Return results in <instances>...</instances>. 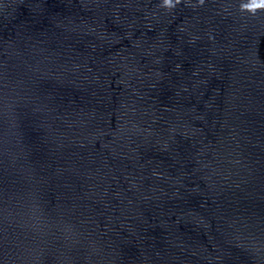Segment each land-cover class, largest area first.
Instances as JSON below:
<instances>
[{
  "label": "water",
  "instance_id": "obj_1",
  "mask_svg": "<svg viewBox=\"0 0 264 264\" xmlns=\"http://www.w3.org/2000/svg\"><path fill=\"white\" fill-rule=\"evenodd\" d=\"M0 264H264V0H0Z\"/></svg>",
  "mask_w": 264,
  "mask_h": 264
},
{
  "label": "clouds",
  "instance_id": "obj_2",
  "mask_svg": "<svg viewBox=\"0 0 264 264\" xmlns=\"http://www.w3.org/2000/svg\"><path fill=\"white\" fill-rule=\"evenodd\" d=\"M165 4H169V0H164Z\"/></svg>",
  "mask_w": 264,
  "mask_h": 264
},
{
  "label": "snow or ice",
  "instance_id": "obj_3",
  "mask_svg": "<svg viewBox=\"0 0 264 264\" xmlns=\"http://www.w3.org/2000/svg\"><path fill=\"white\" fill-rule=\"evenodd\" d=\"M172 3V0H169V4H171Z\"/></svg>",
  "mask_w": 264,
  "mask_h": 264
}]
</instances>
